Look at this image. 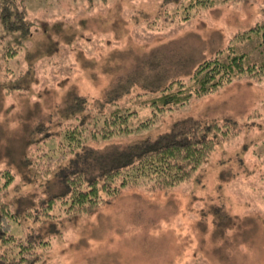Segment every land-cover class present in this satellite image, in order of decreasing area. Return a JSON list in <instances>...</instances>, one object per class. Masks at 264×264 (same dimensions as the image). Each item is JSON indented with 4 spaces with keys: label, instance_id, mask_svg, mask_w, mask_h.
<instances>
[{
    "label": "rangeland",
    "instance_id": "obj_1",
    "mask_svg": "<svg viewBox=\"0 0 264 264\" xmlns=\"http://www.w3.org/2000/svg\"><path fill=\"white\" fill-rule=\"evenodd\" d=\"M24 1L31 35L0 30V185L3 172L13 176L0 194L21 215L15 238L38 243L11 254L0 247V264H264V44L237 37L264 23V0L201 8L190 0ZM233 52H245L255 70L196 95L193 71ZM164 65L184 72L193 92L187 102L153 103L160 93L147 88ZM127 79L136 86L117 104L96 105ZM72 93L87 97L95 115L131 112L129 133L89 140L95 147L156 138L187 119L234 125L187 180L168 188L137 182L71 215L61 200L51 207L44 200L73 157L60 144L74 117L58 122ZM39 123L59 137L32 135Z\"/></svg>",
    "mask_w": 264,
    "mask_h": 264
},
{
    "label": "trees",
    "instance_id": "obj_2",
    "mask_svg": "<svg viewBox=\"0 0 264 264\" xmlns=\"http://www.w3.org/2000/svg\"><path fill=\"white\" fill-rule=\"evenodd\" d=\"M210 3V0H190L189 7L201 8L209 6ZM1 29L7 32H20L22 36L31 35L24 0H0ZM243 33L237 37L244 35L245 39L252 40L253 35H257L264 44V23ZM2 38L3 36L0 35V39ZM9 54L11 55V52ZM162 61H164L163 57ZM260 63L259 67L264 68V61ZM251 64L255 63L250 62L245 52H233L223 58L216 57L204 61L191 76V80L196 85L195 94H208L238 75L252 73L255 69ZM164 66L168 70L155 75L156 80L151 83L155 86L147 88L160 93L154 98L153 103L167 107L187 102L193 92L192 87H186L180 80L184 72L172 71ZM176 85H178L177 89H175ZM135 86L129 79L118 80L96 99L95 103L99 108L108 104L115 105ZM89 107L87 97L72 93L58 110L60 124L65 119L74 117L75 124H70L62 131L60 144L62 148H68L67 153L73 157L56 172L54 179L58 189L53 192L49 190L44 204L51 207L57 200H61L65 210L71 215L92 212L103 203L104 196L114 198L121 190L137 182L147 181L151 187L168 188L187 180L213 152L220 137L225 133L221 131L227 125H234V122L227 120L221 126L216 120L202 122L187 119L175 123L170 131L156 138L133 141L124 146L110 143L104 147H95L88 141L91 139L101 141L129 133L131 129L128 120L131 112L117 109L110 115L106 113L95 115L94 112H90ZM36 133L45 134L43 140H47V137L51 139L59 137L45 123H39L31 134L35 136ZM38 141L39 139H36L33 143ZM3 174L7 180L0 185V191L7 190V186L13 180L9 171ZM3 198L4 196L0 194V247L10 254L13 253L14 247H22V250L26 251L28 244L38 242L35 239L28 240L30 237L25 240L18 239L19 241L15 238L12 226L21 215L16 210H12V204ZM34 255L33 252L29 253L28 258L25 259L30 263Z\"/></svg>",
    "mask_w": 264,
    "mask_h": 264
}]
</instances>
